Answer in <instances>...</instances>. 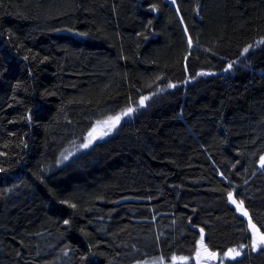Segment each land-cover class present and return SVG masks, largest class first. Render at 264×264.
Returning a JSON list of instances; mask_svg holds the SVG:
<instances>
[{
    "label": "trees",
    "instance_id": "obj_1",
    "mask_svg": "<svg viewBox=\"0 0 264 264\" xmlns=\"http://www.w3.org/2000/svg\"><path fill=\"white\" fill-rule=\"evenodd\" d=\"M263 159L264 0H0V264H264Z\"/></svg>",
    "mask_w": 264,
    "mask_h": 264
},
{
    "label": "rangeland",
    "instance_id": "obj_2",
    "mask_svg": "<svg viewBox=\"0 0 264 264\" xmlns=\"http://www.w3.org/2000/svg\"><path fill=\"white\" fill-rule=\"evenodd\" d=\"M104 137H107L106 135L104 136ZM79 147V146H78ZM79 151H78V149H77V147H73V148H71V149H69V150H66L64 153V155L62 156V158H61V160H62V162L63 163H65V162H67V163H65V165H67L70 161H69V159L72 157V156H74L75 154H77ZM69 161V162H68ZM263 161H264V159H263ZM64 165V164H63ZM64 165V166H65ZM259 170L262 168V165H261V163L259 164ZM219 261H220V258H216V260H215V262H216V264H218L219 263ZM191 261H189V263H190ZM183 262L182 261H180V260H177V259H172L170 262L168 261V262H163V264H182ZM143 264V263H142ZM148 264H155V263H148Z\"/></svg>",
    "mask_w": 264,
    "mask_h": 264
},
{
    "label": "snow or ice",
    "instance_id": "obj_3",
    "mask_svg": "<svg viewBox=\"0 0 264 264\" xmlns=\"http://www.w3.org/2000/svg\"><path fill=\"white\" fill-rule=\"evenodd\" d=\"M175 2V0H173V3ZM245 51H247V49H245ZM229 67H231V65L229 66ZM133 111V109H131V108H129L128 110H127V112L128 113H130V112H132ZM125 114H127V113H125ZM115 120V121H119V119H120V117L119 116H117V117H115V118H112V117H109V120ZM262 164H264V161H262ZM229 195V198H231L232 197V194L231 193H229L228 194ZM232 203H234V204H236L237 202L235 201V200H232ZM243 204V202L241 201L239 204H237V207L239 208V207H241V205ZM243 214L245 215V216H247L248 215V213L246 212V211H244L243 212ZM250 222V221H249ZM252 227H253V229H255V225H252ZM261 243H264V235H262L261 236V241H260ZM231 251H235V250H231ZM239 253H237V255H238ZM212 258H215V253H210L209 254Z\"/></svg>",
    "mask_w": 264,
    "mask_h": 264
},
{
    "label": "water",
    "instance_id": "obj_4",
    "mask_svg": "<svg viewBox=\"0 0 264 264\" xmlns=\"http://www.w3.org/2000/svg\"><path fill=\"white\" fill-rule=\"evenodd\" d=\"M167 2H170V0H167Z\"/></svg>",
    "mask_w": 264,
    "mask_h": 264
},
{
    "label": "bare ground",
    "instance_id": "obj_5",
    "mask_svg": "<svg viewBox=\"0 0 264 264\" xmlns=\"http://www.w3.org/2000/svg\"><path fill=\"white\" fill-rule=\"evenodd\" d=\"M156 261V260H155ZM171 261V260H170ZM143 263V262H142Z\"/></svg>",
    "mask_w": 264,
    "mask_h": 264
}]
</instances>
